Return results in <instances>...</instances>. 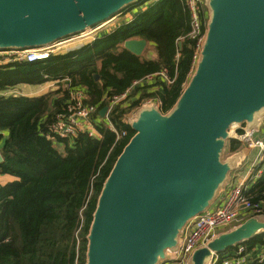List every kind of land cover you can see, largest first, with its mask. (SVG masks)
<instances>
[{
	"label": "water",
	"instance_id": "obj_1",
	"mask_svg": "<svg viewBox=\"0 0 264 264\" xmlns=\"http://www.w3.org/2000/svg\"><path fill=\"white\" fill-rule=\"evenodd\" d=\"M136 1L0 0V48L50 44L109 22ZM207 5L206 41L174 108L165 113L157 103L143 105L129 121L134 134L98 198L86 264L170 262L187 223L226 189L234 166L222 154L231 129L261 125L264 0ZM148 44L132 38L124 46L141 55ZM262 232L264 219L251 216L196 249L188 264H213L217 254Z\"/></svg>",
	"mask_w": 264,
	"mask_h": 264
},
{
	"label": "trees",
	"instance_id": "obj_2",
	"mask_svg": "<svg viewBox=\"0 0 264 264\" xmlns=\"http://www.w3.org/2000/svg\"><path fill=\"white\" fill-rule=\"evenodd\" d=\"M189 30L185 0H154L130 21L79 48L33 62L0 65V90L68 77L74 87L86 89L88 101L99 104V111L115 95L128 91L109 114L120 131H127L119 140L99 111L95 117L101 138L85 133L73 141L47 138L49 124L68 99L63 84L40 96L0 95V142L1 132L8 131L0 148L4 157L0 174L18 178L0 185V264L87 263V236L98 198L134 134L126 116L147 99L160 101L165 113L174 108L192 68L189 40L183 41L180 58H175L177 39ZM132 38L148 40L154 55L143 57L127 49L124 43ZM165 68L172 83L156 74ZM151 74L155 76L149 79ZM241 147L237 139L228 141L231 152ZM251 190L264 191V171ZM242 243L250 249L263 244L264 232ZM230 252L221 253L217 264Z\"/></svg>",
	"mask_w": 264,
	"mask_h": 264
},
{
	"label": "built area",
	"instance_id": "obj_3",
	"mask_svg": "<svg viewBox=\"0 0 264 264\" xmlns=\"http://www.w3.org/2000/svg\"><path fill=\"white\" fill-rule=\"evenodd\" d=\"M185 3L190 13V30L186 35L180 36L177 39L175 58L176 61L180 58L182 47L180 43L183 44V41L189 40L194 50L191 75L197 68L206 41L209 8L207 0H185ZM106 25H109L108 22H103L74 36L87 38L89 35H93V38H96L101 35V31ZM90 29L92 30L90 31ZM69 38L60 39L43 46L0 48V65L46 59L53 54L60 53L63 45L74 39ZM84 42L80 46L90 41ZM156 74L164 77L168 83L174 81V78L169 76L166 68ZM154 76L155 74H151L148 78L152 79ZM61 81L64 82L63 87L69 91L68 99L62 106V110L56 113L53 121L49 124L46 133L47 138L54 141L57 139H69L73 141L80 133H85L92 138H101L102 133L97 127L98 120L95 117L99 111V104L89 102L86 89L84 87H74L70 78L66 77L57 82ZM9 93L10 91L0 90V95ZM127 94L128 91L121 95H115L107 105L108 110L104 117L99 111L101 117L106 121L107 127L116 134L117 140L126 136L127 131H120L110 119L109 114L114 105L124 99ZM155 101L161 106L160 101L147 99L140 107L152 104ZM135 114L131 115L130 120L134 118ZM260 131V128H247L245 125L240 128L231 129L232 138L239 140L242 143V147L258 149L257 157L250 167V176L242 182L234 183L227 187L219 196L215 207L196 215L187 223V232L182 236L176 256L173 257L175 253L172 254L170 262L173 264H188L196 249L207 246L219 233L227 231L228 227L240 224L251 216L264 215V191L257 193L251 190L252 182L258 180L264 171V137L258 136ZM256 249L257 247L250 249L244 243L239 244L231 249L229 256L222 260V264H252L255 261L261 262L264 260V250L255 254ZM219 261L220 254H217L213 264H217Z\"/></svg>",
	"mask_w": 264,
	"mask_h": 264
},
{
	"label": "crops",
	"instance_id": "obj_4",
	"mask_svg": "<svg viewBox=\"0 0 264 264\" xmlns=\"http://www.w3.org/2000/svg\"><path fill=\"white\" fill-rule=\"evenodd\" d=\"M145 7H146V5L141 9H144ZM139 10L140 9H138L136 12H134L133 10L122 11L121 13L116 14L108 22V24L113 25V28H115L122 23L130 21ZM57 81L58 80H52V81H48V82L43 83V84H36V85L35 84H19V85H16L14 87L8 88L6 90L10 91L9 94H16V92L18 91L19 94L26 95V96H40V95L47 93L50 90H57L62 84H64L63 81H61V82H57ZM56 84H58V85H56ZM262 124H263V126H262ZM260 130L261 131L258 134V136L264 137V118L261 121ZM1 133H3V138L0 142V148L3 145V142L5 141L6 137L8 136V131H2ZM261 133L263 135H261ZM227 150H228V159L227 160H229V161L231 160V162H233L234 167H233L232 171L229 173V179L227 181L226 188L231 186L234 183H239V182H242L243 180L249 178L250 167H251L252 163L255 161L257 154H258L257 148L249 149L248 147H241L237 151L231 152L228 149V145H227ZM0 152H1V150H0ZM255 152H256V154L254 156ZM253 156H254V158H253ZM17 179H18L17 177L12 176L10 174H0V185L7 184V183L12 182V181L17 180ZM256 181L252 182V186L255 185ZM219 196L212 203L210 208H213L216 206V203L218 201ZM186 232H187V227L185 226L183 231H182L181 237L184 236V234ZM262 250H264V243L257 245V249H256L255 254L261 252ZM166 264H173V263L167 262Z\"/></svg>",
	"mask_w": 264,
	"mask_h": 264
},
{
	"label": "rangeland",
	"instance_id": "obj_5",
	"mask_svg": "<svg viewBox=\"0 0 264 264\" xmlns=\"http://www.w3.org/2000/svg\"><path fill=\"white\" fill-rule=\"evenodd\" d=\"M154 0H138V1H136L135 3H133L132 5H129V6H127L123 11H127V10H133L134 12H136L138 9H141L142 7H143V5H148L149 3H151V2H153ZM208 6V5H207ZM122 20V19H121ZM101 24V23H100ZM99 25V24H98ZM110 29H113V25H111V24H109V25H106L105 26V28H103V30L101 31V33L103 32V33H105V32H107L108 30H110ZM76 35V34H75ZM70 37V38H69ZM69 37H66V38H69V39H71V38H74L72 41H68V42H66L64 45H63V47L61 48V51H60V53H65V52H67V51H69V50H72V49H76V48H79L80 47V44H82V42H86V41H93L95 38H93V35H89V37H87V38H80V37H76V36H74V35H72V36H69ZM97 38V37H96ZM84 42V43H85ZM155 47H154V45H152V44H148L147 45V47H146V49L144 50V52L141 54L143 57H149V56H152V55H154V53H155ZM194 73H192L190 76H189V79H188V82L186 83V85H185V88L188 86V84L190 83V80H191V78H192V75H193ZM59 84V83H58ZM58 84H56V85H58ZM58 88V87H57ZM184 88V89H185ZM59 89V88H58ZM16 94H19V92L17 91L16 92ZM153 103H156V101L155 102H153ZM152 103V104H153ZM156 106V105H155ZM138 109L139 108H135V109H133L127 116H126V119L128 120V121H130V118H131V115H133L134 113H136L137 111H138ZM262 126H263V124H262ZM260 128V127H259ZM261 135H263L262 133H261ZM257 152V151H256ZM256 152L254 153V156H255V154H256ZM222 156H223V159L224 160H227L228 159V150H227V148H226V150H224V152H223V154H222ZM254 156H253V158H254ZM227 182V181H226ZM225 182V183H226ZM260 218L261 219H264V215H260ZM238 224H235V225H233V226H230V227H228L229 229H231V228H233V227H235V226H237ZM228 229V230H229ZM176 256V253L173 255V257H175ZM189 261H190V263H191V258L189 259ZM166 264V263H165Z\"/></svg>",
	"mask_w": 264,
	"mask_h": 264
},
{
	"label": "bare ground",
	"instance_id": "obj_6",
	"mask_svg": "<svg viewBox=\"0 0 264 264\" xmlns=\"http://www.w3.org/2000/svg\"><path fill=\"white\" fill-rule=\"evenodd\" d=\"M92 29H90V31H91Z\"/></svg>",
	"mask_w": 264,
	"mask_h": 264
}]
</instances>
